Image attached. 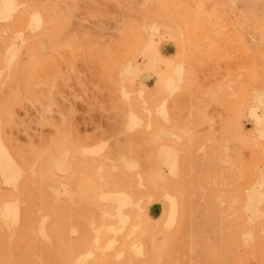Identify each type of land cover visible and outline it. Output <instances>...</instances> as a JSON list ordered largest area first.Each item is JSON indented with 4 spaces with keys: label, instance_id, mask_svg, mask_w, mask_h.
Returning <instances> with one entry per match:
<instances>
[{
    "label": "rangeland",
    "instance_id": "obj_1",
    "mask_svg": "<svg viewBox=\"0 0 264 264\" xmlns=\"http://www.w3.org/2000/svg\"><path fill=\"white\" fill-rule=\"evenodd\" d=\"M0 264H264V0H0Z\"/></svg>",
    "mask_w": 264,
    "mask_h": 264
}]
</instances>
